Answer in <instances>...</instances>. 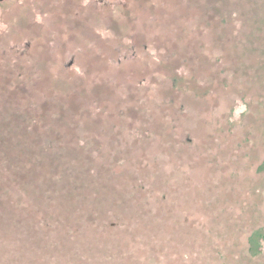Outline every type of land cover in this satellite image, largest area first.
<instances>
[{"label": "rangeland", "instance_id": "1", "mask_svg": "<svg viewBox=\"0 0 264 264\" xmlns=\"http://www.w3.org/2000/svg\"><path fill=\"white\" fill-rule=\"evenodd\" d=\"M197 1L218 11H208L215 17L212 31L206 20L193 41L189 37L199 29L198 20L197 24L193 20L200 7L195 9L192 0H0V109L5 110L0 125L10 127L13 115L16 125L27 131L45 125L61 135L44 137L32 131L35 142L41 144L32 148H47L48 153L41 151L40 162L53 159L49 173L40 166L51 180L58 174L61 150L56 148L61 140L70 146L64 154V175L73 161L96 160L107 181L96 190L97 206L117 215L120 211L122 224L133 230L118 238V251L107 235L94 233L87 220L79 219L94 209L85 200L89 187L82 198L72 192L66 206L60 207L58 196L29 186L24 207L30 217L25 213L24 230L28 225L40 231L22 237L13 227H0V264H68L63 253L70 264H77L69 256L72 250L65 247L74 240L75 251L82 256L73 251L71 256L80 257V264H92L87 256L97 257L93 264H235L236 238L242 241L240 248L246 247L252 230L264 227V185L246 189H261L259 200L250 199L246 210L240 208L242 200L234 193L244 189L247 181L264 184V173L258 171L264 162V106L259 101L263 91L254 88L253 80L234 74V65L250 66L258 58L243 51L234 39V26L221 15L241 10L250 14L249 22L252 14L264 13V6L260 1L255 4L258 0ZM239 3L243 6L237 7ZM156 4L163 6L155 8ZM169 20H173V33L168 41L174 36L172 42L182 49L176 51L179 56L188 57L193 49L201 53L197 62L183 66L184 74L175 71L174 61L179 59L175 50L158 40L163 33L157 26ZM244 25L238 30L245 40L259 30L251 24L248 32ZM259 35L261 39L252 44L264 49V36ZM109 63H116L120 70L113 72ZM92 107L104 108V120L90 124L93 119L87 111ZM258 112L261 123L249 121ZM143 124L153 131L144 135ZM86 140L94 148L78 147L77 141ZM189 140L197 142L196 147L190 144L196 150L182 154L173 147ZM136 175L145 181V190L154 187V193L143 195L142 205L133 187ZM44 180L39 176L36 182ZM89 182L87 174L84 187ZM62 188L70 189L68 182ZM162 191L168 195L165 203L157 199ZM80 205L84 208L78 214ZM57 209L74 218L70 225L74 229L57 233L66 240L64 247L41 230L53 229L54 218L62 216ZM139 213L146 214L142 223ZM131 214L132 222H125ZM232 222L240 225L234 228ZM214 240L225 246L223 252ZM261 256L264 264V243ZM238 264L250 263L244 258Z\"/></svg>", "mask_w": 264, "mask_h": 264}, {"label": "trees", "instance_id": "2", "mask_svg": "<svg viewBox=\"0 0 264 264\" xmlns=\"http://www.w3.org/2000/svg\"><path fill=\"white\" fill-rule=\"evenodd\" d=\"M228 1L229 0H226L227 3ZM259 1H260L261 6H264V0H258L257 2H255V4L258 3ZM192 2H193L192 4L195 7V9L200 7L199 14L194 13L195 17L193 20V24H197L196 21L198 20L199 24L197 25L199 26V29L195 30L193 34L189 37V39L195 41L197 39V36L199 37V35L201 34L200 31L202 30V24H204L205 26L206 20H209L207 22L206 27L210 31H212L213 21L215 20V17H213L212 13H209L208 11L209 10L214 11L215 7H212L210 5H203V7H201L197 0H192ZM155 6H156L155 8H162L163 5L156 4ZM170 6L171 4L166 8V10L169 11ZM242 6L243 4L240 6V3H239L237 7H242ZM201 8L204 10H201ZM158 10L159 9H156V12ZM216 11L218 10L216 9L214 12ZM236 12L237 13H232V14H228L230 13L228 12L226 14H221V15H224L223 20H225V22H229L230 25L232 24L234 26L236 33H237L234 39L238 43V45L243 48V51L245 52L248 50V55H250L249 57L258 58V59L254 60L252 62V65L250 66L245 67V66H240V65H234V74H236L238 78L241 77L243 79L253 80L255 83H257V85L254 86V88H256L257 90L263 91V93L261 94V100L259 101H260V104L264 106V49L252 44V42L259 41L261 39L259 34L264 36V13L258 12V13L252 14L250 16V19L248 20L249 22H247L246 17L250 14L243 13V11L241 10H238ZM201 18H203V22ZM164 23L168 24L169 27L165 26ZM241 23L245 24L243 29H246V31L248 32L253 29L251 24L253 26L255 25V27L259 26V30L256 29V32L254 31L252 35L247 36L245 40L244 37L246 36L243 37L242 35L241 37L240 30H238V27L241 25ZM161 24L162 25H158L157 27L160 29V31H162L163 34H162V39H158V40L159 41L165 40V43H164L165 47L168 48L169 50H175V52L182 50V49H179L180 47L175 46V43L172 42V40H176L174 36L170 41H168L169 34L173 33L172 31L173 20L162 22ZM145 38H146V34L144 33L141 36V40L143 41ZM244 41H245V44H243ZM116 42L120 43L117 40ZM249 43H250V47L248 48ZM133 44H137V43H133ZM173 44L175 47L173 46ZM176 55L179 59L177 61H174L176 62L174 65L177 64L175 66V71L177 72L178 70L179 73L181 72L182 74H184L186 73V70L184 69L183 66L186 65L188 62L193 64L192 60L197 62L201 53L198 54L197 49H193L189 51L188 57H186L185 54L181 55L180 57L177 52H176ZM102 64L106 66L105 62L103 61H102ZM123 65H126V64H123ZM116 66H119V65H116V63H109V68L113 70V72H116L118 69L120 70V67H116ZM118 73L119 72H117V74ZM104 87H105L104 89L109 88V86H107L106 84L104 85ZM259 108L260 107H258L257 109ZM11 109L15 110V107H11ZM103 110L104 108H99V107H96L95 109L94 107H92L91 109H88L87 113H89L88 115L91 116V118L93 119V121H91L92 123L90 122L89 123L93 124V123H96V121L100 122V120H104L103 116H105V114L102 113L104 112ZM4 112H5L4 109H0V119ZM164 112L165 111H162L163 117H164ZM260 112H263V110H261ZM154 114L157 117L160 116V112L158 110H157V113H154ZM151 116H153V113L151 114ZM9 119L12 120L10 127L5 128L4 126L2 127L0 125V227H7V226L13 227L14 233L16 230L17 233L21 235L22 237L25 234L37 235L39 233L40 231L39 228L30 227L28 225H27V228L24 230V218L30 217V213L26 212L25 210L26 207H24V197H26L24 194L26 193L27 187L29 186H32L34 188L38 186L40 187V189H43L45 192H50L49 196H54V195L56 197L58 196L60 200H58L57 204L60 207H62V205L66 206L68 202L65 200L69 199L68 196L72 192H76V195L82 198L83 194L86 193L84 188L89 187L90 193H87V196H85V200L86 201L90 200L92 202V205L94 206V209L91 213L80 215L79 219L81 222H83L84 220H87L91 224V229L94 233H97L99 235H107L106 237H108L112 241L111 244L114 243V248L115 249L118 248V251H119L120 242L117 243L118 238L122 239V237H124L126 234L130 235L133 230L132 228L128 226L129 224L128 225H125V223L122 224L121 222L122 216L120 214V211L117 215L116 211H113L110 209L108 210L107 208H99L97 206L98 202L96 201L97 200L96 190H98L99 187H103L104 184L107 183V181L103 179V177L101 176L103 175L104 169L102 172H100L99 171L100 168L99 167L96 168L95 166L96 160L94 161L89 160L88 164H87L88 161L76 160V161H73L72 165L68 166L69 167V169L67 170L68 172L67 173L65 172V175H64L63 171H65L64 169L67 167L66 165H64V158H65L64 154L69 150V147H70L68 144L69 142L64 139V141L61 140L58 143V147L56 148L57 150L59 149L61 150V151H58L59 156H60L59 165H57V167L55 168L56 173L58 174L56 178H53L51 180V176L43 174L41 172L40 166L43 164V168L45 172L49 173L48 164L53 159H50L47 161L41 160L40 162L41 151L43 153H48V152H47V148L43 146L40 148L37 147V149H35V147L34 149L32 148V145H35V144L41 145L40 143L35 142V138H33L35 134L33 133L36 131L38 132L36 135L44 136V137L49 136V135H54V136H61V135L56 133L55 130H53L52 128L48 126L46 127L45 125H39V126L32 127L30 128L31 132L29 130L28 132L26 128L24 129V127L16 125L14 121L15 118L13 117V115L12 116L10 115ZM254 119H256L257 122L261 123L263 118L261 117V114L258 112L257 117L253 119H249V121L254 120ZM164 123L168 124L167 122H164ZM141 126H142L141 127L142 132L144 131V135L153 131L152 127L150 126L146 127L144 124ZM42 130L43 132L39 134V132H41ZM189 130L191 129H188V131ZM171 136L173 139L175 137V134L172 133ZM92 140H95V139L92 138ZM196 140H198V138H196ZM77 142H78V147L81 149L94 148L91 145V142L88 143L87 140L85 141L86 143H83V144L79 143L80 141H77ZM177 142L178 141H174V143H177ZM252 143H254V141ZM190 144H193V147H196L197 142L196 141L194 142V140L184 141L182 143L175 145V146L179 145L178 148L175 146L173 147L176 150L180 151L182 154H186L188 149L192 148L193 150H196L195 148L190 147ZM71 147H73V144H71ZM43 149H45V152L43 151ZM63 149L65 151H63ZM38 154H39V157H37ZM258 171L260 173H264V162L260 165ZM82 172H88L87 174L90 178L89 185L85 187L83 185V182L87 174L80 176V173ZM39 176L46 177L47 180H44L43 183L36 182L37 177ZM136 176L137 178L133 180L134 185L133 184L132 185L135 189L138 190L136 196H137L139 203H141L142 205L144 204L143 195H147V193H154V187L151 186L150 189L145 190L146 189L145 181L139 175H136ZM240 177H242V175ZM233 178H236L234 180L239 181L238 174L237 175L234 174ZM64 182H68V186L70 187V189L62 188L64 186ZM247 183L243 184V186L245 187L244 189L237 188L234 192V193H238L239 194L238 196L242 200L239 205L242 210L247 209V203L249 204L251 202L250 199H253V201L257 202L261 195V189L260 191H256V190L250 191V189L246 191V189L248 187L253 188V186H256V185L259 187H262V185H264L262 181H258V180L250 181V182L247 181ZM75 188L77 189L74 190ZM31 190H29V192H31ZM37 190L40 191L39 189ZM140 193H142V195H140ZM250 193L252 194L251 198L249 195ZM88 194H90V197H88ZM167 196L168 195L162 191L157 195V199L160 203H165ZM134 203H137V202L134 200ZM83 208H84L83 205L76 207L78 214H79V211H81ZM126 210L128 212L133 211L132 209H126ZM57 211H59L62 214V216H60L59 214L58 218L57 217L54 218L56 222L54 223L55 226H53V229L48 228L47 230H43L41 228V230L47 234L48 239L57 238L60 241L62 247H64L67 242L57 233L60 231L65 232L66 229H74L70 227V225L74 222V218H70V215L72 217L73 215L65 211H61L59 209H57ZM25 213H26V217H25ZM55 214L57 215L56 212ZM139 214L141 215L139 216V218L141 220L140 222L142 223L146 218V214L145 213H139ZM133 216L134 214L129 215L128 219L125 215L123 217L124 219H127L125 222H128V221L132 222L131 219L133 218ZM59 217H62L64 220L60 219ZM57 220L61 221L60 223H64V224H57ZM113 220H116V221L112 223ZM236 224L240 225L239 223H233L232 226L235 228ZM156 235L161 236L163 238V241L166 240L160 234H153L151 237L156 236ZM240 241L241 240L238 237L235 240V245L238 247L236 249L237 256L236 255L234 256L235 264L242 262L244 258H247L250 264L251 263L252 264H263L261 255H262V248H263V243H264V227L263 228L257 227L252 230V233H250L246 237V242H247L246 247H244L243 245V247L240 248L239 247ZM214 242L219 243V241H215V240ZM22 244H24V242H22ZM74 244H75V240L74 242H72V244H68L65 247H67L66 249H70L76 254L82 256V254L79 253V251L78 252L75 251L76 247L74 246ZM217 247L220 248L219 250L222 252L225 250V246L221 248V243L217 244ZM72 251H70L69 256L73 260H75L77 264H80L81 258L78 256H71L73 255ZM241 252H244L247 257H245L243 255L244 253H242L241 257L243 259L239 260L240 257L238 254ZM124 253H125V250H123L121 254L123 255ZM59 254H61V252H59ZM61 255H63L64 257V260H63L64 262L68 264L72 262L71 259L68 257V255L65 256L64 253ZM23 256L24 255L21 256L22 259H23ZM87 258L91 259L92 264H93L95 262V259L93 258H97V257L93 256V258H91L87 256Z\"/></svg>", "mask_w": 264, "mask_h": 264}]
</instances>
